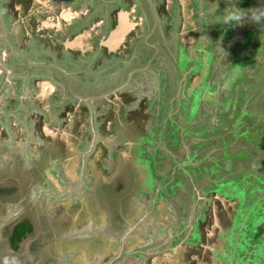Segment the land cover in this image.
<instances>
[{
    "label": "flooded vegetation",
    "instance_id": "1",
    "mask_svg": "<svg viewBox=\"0 0 264 264\" xmlns=\"http://www.w3.org/2000/svg\"><path fill=\"white\" fill-rule=\"evenodd\" d=\"M97 1L100 3H95V0H0V148L5 152L0 154V164L7 162V155L13 154L10 156L13 157L12 161H16L15 158L19 155L26 170L35 169L39 160L37 153L41 152L42 159L48 162L54 160L56 164L61 165L56 167L52 163L55 168H51L54 172L51 176L55 175L61 180L67 179L70 185H75V182L62 170L69 162H79L83 167L90 165L96 180L94 187L98 191L110 188L109 190L118 191L123 195L128 191L127 186L132 185L140 189L142 194L153 196L158 195V188L161 190L160 196L166 198L175 193L171 183L156 179L157 174L154 177L153 173H148L149 168H145L143 172L139 167L137 172L134 170L137 167L133 169L131 165L132 162L137 164L138 160L144 165L148 164L144 159L146 156L143 150L146 146L143 142L148 139L153 141V136L164 131V123H159L155 128L151 127L154 120L161 122L158 116L159 106L148 98L138 96L139 91L132 87L133 78L130 84L124 83L130 78L128 72L131 68L126 70V67H123L112 72L111 66H106V61L126 59V52L112 53L102 44L108 41L119 27L120 16L126 13L124 7L135 9L137 14L141 10V4L136 0ZM194 4L196 0H163L157 5L150 4V0L143 2L144 6L148 5L145 8H149V14L156 12L153 15L156 19L157 12L174 18V9L179 5L183 14L180 27L196 22ZM214 4L215 9L220 7L218 1ZM70 10L77 17L72 21H63L62 14ZM219 17L215 14L212 19ZM95 21V25H100L97 34L92 38L93 50L85 56H79L77 52L68 49L64 41L74 40L86 31H91ZM141 21L144 23V19H138V22ZM138 28L139 33L135 32L128 42L131 54L137 38H142L144 32L141 26ZM134 38L135 41L132 42ZM39 44H43V47ZM212 66H215L214 60ZM101 69L105 70L100 72ZM193 69L192 72L187 68L183 70L185 76L188 74L183 79H188L190 87L199 76L198 73H193ZM102 72L106 74L105 80L101 76ZM41 79L53 80L56 87L50 91L47 99L37 96L36 81ZM6 121L8 123L5 125ZM21 122L32 124L29 125L31 130ZM165 130L167 131V128ZM124 136L133 140V145H128ZM160 139L158 137L154 145L157 149H160L162 144ZM72 142L75 145L73 149ZM9 146L14 150L11 154L8 152ZM130 149L132 157L128 161L124 154ZM79 152L81 155L78 157ZM184 158L186 159V156ZM63 160H67L64 165L61 164ZM2 169L1 164L0 172ZM119 169H125L127 176L121 177ZM31 173L39 178L32 182L29 204L23 202L21 205H10L9 202L16 192L13 189L14 184L6 182L0 185V202L10 205L6 212L8 225L4 229V238L0 234V250H12L13 246L17 245L20 256L29 264H43V261L47 264H79L76 256L69 252H66L65 260L58 257L56 245L62 247L59 240L61 237L55 231H49L50 227L43 226L47 224L53 227L46 218H57L60 214L59 211L56 212L55 207L53 213L50 211L52 215H46V206L49 207L61 199L75 200L78 196L72 188H69V191L64 188L62 194H54L48 187L55 184V181L49 178L50 174L43 172L41 175L37 171ZM131 173H142V179H127ZM114 178L117 180L112 181ZM120 186L123 188L120 189ZM38 206L42 210L40 213ZM153 208H156L154 200L150 202L145 196H137L128 210V217H132L130 225L117 219L109 221L112 224L119 223L120 228L99 227L93 219L89 222L92 236L107 235L115 240L110 248L108 264H167L164 261L166 250L180 244L178 239L186 230L183 224L180 226L178 223L182 222L179 216L172 214L171 218L168 212L166 215L169 218H165L159 216ZM159 219L164 225L160 224ZM205 220H193L192 242H199L202 237H207L210 223ZM176 225L178 227H175ZM241 236L233 248H230L232 254L227 253L224 257L233 256L232 264H257V250L253 249L254 246L247 241L244 233L241 232ZM174 242L176 244H173ZM64 247L80 251L87 257L84 249L79 250L74 245ZM258 247H262V244ZM199 248L200 243H193L187 255L193 256L195 252L198 253ZM229 260L226 261L229 263ZM104 263H107L105 258L97 257H88L85 262Z\"/></svg>",
    "mask_w": 264,
    "mask_h": 264
},
{
    "label": "crops",
    "instance_id": "2",
    "mask_svg": "<svg viewBox=\"0 0 264 264\" xmlns=\"http://www.w3.org/2000/svg\"><path fill=\"white\" fill-rule=\"evenodd\" d=\"M62 19L65 22L72 21L76 17L72 13V10L66 11L62 14ZM97 21H95L92 25L91 31H86L83 35L78 36L74 40H67L64 41L65 45L68 49H70L73 52H77L79 56H85L87 52H90L93 50V40L92 38L95 37L96 31L98 30V27L100 24L95 25ZM120 23L123 24V27L126 28L125 33L120 38L110 37L108 41H106V45H104L109 52H117L118 54L126 52L124 54V57L129 59V61H124L125 63H130L134 59V54H131L132 52L129 51L128 48V42L130 40V37L136 32V34L139 33L138 26H141L142 31L143 29V21L138 22V19L136 17V10L135 9H128L126 10L125 14H121L120 16ZM186 27L193 28V25L190 26H183L180 27V35L182 36V43L183 45L189 44L193 49V45L196 42L195 39L190 38L191 36L188 35V31H186ZM191 32V31H190ZM260 38H263L261 35ZM135 41V38L132 39V42ZM191 41V42H190ZM103 44V43H102ZM200 49V48H199ZM200 53H204V61L208 59V57L212 58V55L208 53L206 49H200ZM199 57L197 56V60ZM204 63V62H203ZM211 68V65H209ZM214 67V66H213ZM144 70V68H134L128 72V76H130L129 80L127 79L125 83H131L132 78L137 72H140ZM211 74V72L209 71ZM224 78L222 79V82ZM128 81V82H127ZM37 82V96L42 99H47L49 96L50 91L54 87L53 80H44L41 79ZM203 82V83H202ZM225 83V82H224ZM210 84H213V82H210L207 87L204 85V80L201 76H197L196 80L193 81L192 86L189 89V92L196 97L201 98L202 102H211L213 100V91L210 90L209 86ZM161 91V90H160ZM212 91V92H210ZM219 96H217V99ZM222 98V97H221ZM220 98V99H221ZM183 102V101H182ZM180 101V103H182ZM187 105V103H185ZM159 106V105H158ZM182 104L180 105L181 108ZM195 106V105H194ZM208 106V105H207ZM200 107L196 110V112H193V116H196L199 113ZM180 110V109H178ZM175 110L171 114H166V112L163 113V110L161 107H159V114L161 122H154L158 123H164V135L165 137L161 138V146L160 149H157L156 142L158 139V135L155 137L153 136V141L148 139V141H144L143 144L146 146L144 147V154L147 160V165H144V163L137 161V164L134 162L131 163L133 169L137 167V169H134L138 172L139 167L144 172L145 168H151V171L154 172L153 174H158L160 169H174L176 170L179 175H182V172H185L191 179L190 172L192 168H200L203 166H206V161L210 159H215V163L219 165L218 170L223 169V165L227 161V157L224 158L226 155H230L229 157H233V153L236 150L242 149L244 147H247V144L244 142V135L245 134H237L238 129L235 130L234 136L230 139L221 140L224 135L227 134L228 129L226 128V125L223 127L221 136L217 141L210 147V151H204L203 156H201V150L198 148L197 142L200 141L201 137L200 134L198 135V140L195 139V137H191L188 135L189 131V125L191 124L192 117L190 116V113H187V121L188 123H184L183 121H179L178 119L180 117H184V113L182 111ZM163 121V122H162ZM223 121V120H222ZM195 122V121H194ZM186 124V125H185ZM168 125V126H167ZM167 128V131L165 130ZM162 129V127H161ZM176 129L177 131H174ZM161 132V133H163ZM170 132V133H167ZM177 133V135H176ZM179 134V135H178ZM186 136H188L186 138ZM127 140L128 145H133L129 137L124 136ZM179 139V143L176 139ZM181 138V139H180ZM132 139V138H131ZM190 139L194 140V144L189 145L187 142H190ZM15 140V139H14ZM139 141V140H138ZM207 143V142H206ZM249 147H251L254 151V154L258 156L259 159H252L249 160L247 158H244L243 155H239V159L231 160L232 162L237 165H246L247 172H250V174H247V176L243 177L244 179L247 178L252 186L251 194H248L242 187H244V184L239 187L237 185L231 184L228 187H220L215 188V190H201L196 189L197 185L194 183V187L191 185V182H187V186H182L181 189L175 190V193L170 194V196H167L166 198H162L160 196L161 190L156 189V192L158 195H149V194H142V191L140 189H137L133 187L132 185L127 186L128 191L124 193L123 195H120V193L113 192V190L109 189H101V191L95 190L94 192L90 191L91 188L88 189L86 186L87 192H90L89 194H85L82 196L76 197L75 200L70 199H61L58 201H55V203H52L51 206H46L47 208L44 209V213L46 215H52L50 211L53 213L56 207V212H60V214L57 216V218H46L52 225L43 224V226L50 227L49 231H55L61 237L59 239L62 242V247L59 245H56L57 253L59 254V258H63V260L67 259L65 256L66 252H69L72 256L73 254L76 256V259L78 260L79 264H85L88 257H97L99 259H106L108 264L109 257L111 256L110 248L113 243H115V240L113 238L107 237V235H98V236H92V229L91 226H88L89 222L93 221L96 222L97 226L99 227H108V228H120V224H112L109 220L117 219L121 223H125L127 225L131 224V218L128 217V210L132 204V202L135 200L137 196L140 198L145 196L148 201H155L156 208L152 209L154 210L159 216H164L165 218H169L168 215H166L168 212L171 215L172 214L179 216L182 219L183 222V228H185V232L182 237L178 239V241H181L178 245L171 246L168 250H166V254L164 255L165 260L167 264H232L233 262V256L230 258V256L224 257L227 253H231L232 250L230 248H233V246L238 241L239 237L244 233L246 235L247 241L254 246L253 249H256L258 252V263L257 264H264V241L260 239L259 245H255V236L258 235V232H255L254 228L263 226L264 224V209L262 211H258L259 213H263L257 218V223L254 221V227L251 225V216L255 215L254 210L256 208H264V135L260 137L258 142L252 141L250 142ZM260 145V146H259ZM1 146V144H0ZM71 149L74 148V143L72 142ZM183 146V156H181V149L180 147ZM8 152L11 154V152H14L12 146L7 147ZM167 148V149H166ZM146 150V151H145ZM243 150V149H242ZM132 150L130 149L128 152H126L124 155L129 161L132 157V154L130 153ZM4 150L0 148V154H4ZM143 154V153H142ZM161 154L164 157H161ZM13 155V154H12ZM12 155H7V162L9 160L12 161L13 157H10ZM80 152L78 153V157L80 156ZM180 155V156H179ZM186 156V159L184 158ZM16 161L13 160V163L11 161L8 162L7 165L2 166V170L0 172V185L1 183L9 182L11 184H14V196L11 198L9 204L12 205H21L23 202H26L25 204H29V197L30 193L32 191L33 183L36 181L39 176L36 177L35 175H32L31 171H37L38 173L43 174V172H47L49 178L53 179L55 181V184L53 186H48L52 189L54 194H62L64 191V188L69 191V188H74L70 185L69 181L67 179H60L56 178L53 170L55 166L52 167V163L56 165V161L48 162L46 159H42V161L38 160V167L35 169L24 168L22 166V160L20 159L19 155L15 158ZM80 159V158H78ZM163 159V160H162ZM68 160V159H67ZM67 160L62 161V165L65 164ZM161 160V161H160ZM165 162L164 167H159V163ZM141 163V164H140ZM130 164V163H129ZM128 164V166H129ZM74 165H79V162L75 164H71L70 162L65 164L64 166L67 168L63 169V172H66V175L68 178L71 177L72 182H76L78 178V174L76 177L70 173L72 171V167ZM203 165V166H202ZM196 166V167H195ZM58 167V166H56ZM52 168V169H51ZM240 171V169H238ZM70 171V172H69ZM119 173L121 177H126L125 169L120 170ZM141 171V172H142ZM148 171V170H147ZM237 171V172H239ZM236 172V173H237ZM236 173L230 174V178H226L228 180H231L232 178L236 179ZM154 175V176H155ZM80 176V175H79ZM127 179L134 178V180L139 181L142 179V173L136 174L131 173ZM140 176V177H139ZM185 174L183 173L182 177ZM251 176V178H250ZM151 177V175H149ZM254 177V178H253ZM204 178V184L206 181H209L210 178L207 175H203ZM108 183L112 184V182L105 178ZM117 180V178H114L112 181ZM181 180V179H177ZM166 183L170 184L169 180H164ZM201 181V179H200ZM199 181V182H200ZM246 181V180H245ZM244 181V183H245ZM77 182L75 183V185ZM172 186L174 182H171ZM200 184V183H199ZM174 187V186H173ZM120 189L123 187L120 186ZM242 189V190H241ZM194 191L195 195H198V203L193 202L195 204V208L191 210V204L190 202V209L187 212V214L180 212V208L176 209V203L173 201L175 198V194H182V197H185L188 195L191 191ZM155 192V191H154ZM253 195V196H251ZM253 198V199H252ZM159 202V203H158ZM158 203V204H157ZM5 202H0V234L2 238H4V232L5 228L8 225V218L6 212L9 209V204L6 205ZM153 206V205H151ZM148 206V207H151ZM197 207V210H196ZM174 208L175 210H173ZM38 213H40L42 210L39 209V206L37 207ZM150 210V209H149ZM251 210V213L248 214L247 211ZM199 213H203L204 217L203 219L208 220L210 223L211 228L207 230V237H202V241H194L192 242V229H194L193 226V220L200 221V217H198ZM136 216V215H135ZM243 217V218H242ZM250 217V218H248ZM248 218L246 223H243L245 219ZM160 220V219H159ZM205 220V221H206ZM262 220V222H260ZM161 221V220H160ZM161 225H164L163 221L160 222ZM252 226V227H251ZM164 227V226H163ZM175 227H178L176 225ZM86 228V229H85ZM248 232V233H246ZM242 237V236H241ZM1 240V238H0ZM39 240V239H37ZM37 244L41 246L48 247L44 244H41L40 242H36ZM193 243H200V248L198 253L195 252L197 255L188 256L187 253L190 252L191 246ZM173 244H176L175 242ZM262 244V247H258ZM64 245H74L78 247L79 250L84 249L87 252V257L83 253H80V251H76L75 249L71 250L67 247H64ZM191 245V246H190ZM198 246V245H194ZM67 248V249H65ZM67 250V251H66ZM89 253V254H88ZM20 249L17 245L13 246L12 250H0V264H29V262L26 260L24 261L23 258L20 256ZM93 254V255H91ZM232 254V253H231ZM212 259L214 261L212 262ZM231 261H230V260ZM229 260V263L228 261ZM62 262V261H61ZM63 261L62 263H64ZM66 263V262H65ZM43 264H47L43 261ZM50 264V263H48ZM60 264V262H59ZM166 264V263H165ZM256 264V263H255Z\"/></svg>",
    "mask_w": 264,
    "mask_h": 264
},
{
    "label": "rangeland",
    "instance_id": "3",
    "mask_svg": "<svg viewBox=\"0 0 264 264\" xmlns=\"http://www.w3.org/2000/svg\"><path fill=\"white\" fill-rule=\"evenodd\" d=\"M136 1L141 4V10L136 14V17L139 20L144 19V32L141 35L142 38H137L135 42L136 45L133 50L134 59L130 61L131 64L123 63L124 61H129L127 58H120V60L112 59L111 61H106V66L110 65L112 72L123 67H126V70L130 68L132 70L134 68H144V70L140 71L141 73L137 72L134 75L132 87L142 93L140 95L138 92V96L148 98L157 103L162 108L163 113L171 114L175 110H178L181 104L180 101H183L180 111L184 113V117H180L178 120L188 123L185 116H188L187 113H190L192 121L189 125L188 135L194 136L198 140V135L200 134L201 139L197 142V146L201 150V156H203L204 151H210L209 146H212L220 138L225 125L228 132L221 140L232 138L235 130L238 129L239 133L237 134H245L244 142L247 144V147L242 148L243 150H236L233 153V157H229L230 155L224 156V158L227 157V161L223 165L222 170H218L220 167L215 163V159L212 158L206 161V166L202 165L203 167L200 170L199 168H192L189 171L191 179L185 172H182V175L183 173L185 174L184 178V176L179 175L174 169H160L156 177H154L162 179L163 182H165L164 180H169L170 183L174 182V190L181 189L184 183L187 186V182H191L193 187L195 183L197 185L196 189L206 191L215 190V188L223 186L228 187L231 184H235L238 187L244 184L242 189L251 194L252 186L247 178H243L247 174H250V172H247V166L237 164L235 166V163L231 160L239 159L240 153L245 154L243 157L249 160L259 159L249 146H251L250 142H258L260 137L264 135V24L257 25L246 19L239 26L232 24L224 25L221 18L225 10L234 4L243 10H247L264 6V0H196V4L193 5L197 18L195 19L196 22H193L195 29L186 27V31L189 32L188 35L191 36L190 38L196 41L192 50L190 49L191 45H182L180 24L182 23L183 14L179 5H176L174 9V18L172 16H163L160 12H157L155 14L157 15L156 19V16H153L156 12L150 9L153 14H149V8H145L148 5H143L144 0ZM162 1L150 0V4L157 5ZM217 1L220 3V7L215 9L213 4ZM95 3L100 2L95 0ZM124 8L128 10V7ZM215 14L220 16L219 19H212ZM162 19L165 20L163 21ZM261 35L263 38H260ZM32 44L33 46H37L35 43ZM39 45L43 47V44ZM199 48L206 49L209 51V54L212 53V58L214 59L208 57L204 61V53H200ZM197 56L199 57L198 60ZM212 60L215 62L214 67L212 66ZM119 61L120 63H118ZM69 62L73 64L72 61ZM209 65H211V68ZM186 68L190 72L194 68L193 73H198L200 76L202 74L204 80L203 86L207 87L210 82H213L209 86L210 90L213 91V100L211 102H202L201 98H195V95L189 92L188 79H183V77L188 75L186 74L185 76L183 73V70ZM101 76L105 80L106 74L102 72ZM223 78L225 83L222 82ZM217 96H219V99H217ZM199 107V113L193 116V112H196ZM7 123L6 121L5 125ZM23 125L28 130H31L29 125L32 126V124L23 123ZM157 126L158 123L156 122L151 124L152 128ZM174 131L177 130L174 129ZM157 134L160 138L165 137L163 133ZM176 140L179 143V139L177 138ZM187 143L189 145L194 144V140L190 139V142ZM180 149V155L183 156V146ZM41 154V152H38L37 156L42 161ZM161 157L164 156L161 154ZM8 162H2L1 164L5 166ZM11 162L13 163V161ZM165 164V162H160L159 167H164ZM56 166L59 167L61 165L56 164ZM72 168L70 173L74 177L78 174L77 185H74L73 188L74 193L80 197L86 193L89 194L90 192H87L89 188H91V192H94L96 190L94 187L96 180L91 172L90 165L88 164L83 167L79 164L74 165ZM148 173L154 172L149 168ZM234 173H236V179H226L230 178V174ZM204 174L210 178L205 184ZM86 186L88 189H86ZM174 198L173 201L176 203V209L179 207L180 212L187 214L190 209V202H192V210L195 208L193 202L198 203L199 197L192 190L185 197H182V194H175ZM260 208L258 207L254 210L255 215L251 216V218L248 217L253 227L254 221L263 214L258 212L264 209ZM172 209L175 210L174 208ZM247 212L250 214L251 210ZM198 217L203 219V213H199ZM248 218L243 223H246ZM178 223L180 226L183 224L182 222ZM254 230L259 233V236H255V245L257 246L260 239L264 241V224L263 226L261 224L259 228L255 227Z\"/></svg>",
    "mask_w": 264,
    "mask_h": 264
},
{
    "label": "clouds",
    "instance_id": "4",
    "mask_svg": "<svg viewBox=\"0 0 264 264\" xmlns=\"http://www.w3.org/2000/svg\"><path fill=\"white\" fill-rule=\"evenodd\" d=\"M222 19L224 25H242L247 21L261 25L264 24V6L258 8H250L243 10L234 4L232 7L225 10Z\"/></svg>",
    "mask_w": 264,
    "mask_h": 264
},
{
    "label": "water",
    "instance_id": "5",
    "mask_svg": "<svg viewBox=\"0 0 264 264\" xmlns=\"http://www.w3.org/2000/svg\"><path fill=\"white\" fill-rule=\"evenodd\" d=\"M126 28L123 27V24L120 23L119 27L116 29V31L113 33L112 37L120 38L124 35ZM103 45H106V42L103 43Z\"/></svg>",
    "mask_w": 264,
    "mask_h": 264
}]
</instances>
